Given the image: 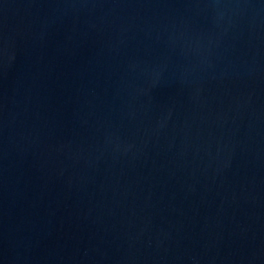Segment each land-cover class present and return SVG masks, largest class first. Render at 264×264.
I'll return each instance as SVG.
<instances>
[{"label":"water","instance_id":"water-1","mask_svg":"<svg viewBox=\"0 0 264 264\" xmlns=\"http://www.w3.org/2000/svg\"><path fill=\"white\" fill-rule=\"evenodd\" d=\"M0 264H264V0H0Z\"/></svg>","mask_w":264,"mask_h":264}]
</instances>
